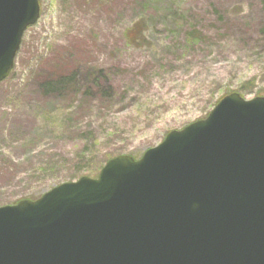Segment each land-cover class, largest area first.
Listing matches in <instances>:
<instances>
[{
	"label": "rangeland",
	"instance_id": "obj_1",
	"mask_svg": "<svg viewBox=\"0 0 264 264\" xmlns=\"http://www.w3.org/2000/svg\"><path fill=\"white\" fill-rule=\"evenodd\" d=\"M0 81V207L264 97V0H38Z\"/></svg>",
	"mask_w": 264,
	"mask_h": 264
},
{
	"label": "water",
	"instance_id": "obj_2",
	"mask_svg": "<svg viewBox=\"0 0 264 264\" xmlns=\"http://www.w3.org/2000/svg\"><path fill=\"white\" fill-rule=\"evenodd\" d=\"M38 0H0V81ZM0 264H264V97H222L96 178L0 207Z\"/></svg>",
	"mask_w": 264,
	"mask_h": 264
}]
</instances>
